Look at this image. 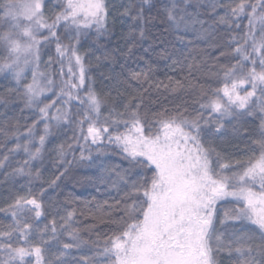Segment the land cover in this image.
Returning <instances> with one entry per match:
<instances>
[{"label": "snow or ice", "instance_id": "snow-or-ice-1", "mask_svg": "<svg viewBox=\"0 0 264 264\" xmlns=\"http://www.w3.org/2000/svg\"><path fill=\"white\" fill-rule=\"evenodd\" d=\"M181 3L185 0L164 3L167 19L185 26L200 23L186 10L179 15ZM120 7L123 11L119 15L133 21L132 27L143 39L153 19L146 11L150 13L156 4L153 0H139ZM188 7L193 5L185 4V9ZM210 7L214 13L223 7L225 15L218 17L217 24L240 28L239 22L247 20V30L241 29L243 35L230 37V45H235L231 52L220 53L221 57L231 56L236 63L217 65V71L205 77L217 85L215 88L209 86L205 93L203 85L188 77H169L166 84L151 81V67L128 74L125 81L112 78L116 80L113 90L122 99L120 88L128 91L129 82L143 81L150 88L162 87L171 92L200 90V98L194 97L198 108L191 118L186 115L187 108L180 107L173 110L174 115L156 113L151 118L144 111L147 89L128 99L122 105L123 112L108 109L106 116L102 115L104 97L91 88L83 96L80 94L86 78L83 57L78 52L80 37L91 27H95L98 37L108 30V6L104 0H0V74L10 76L15 85L5 92L14 96L22 90L25 107L36 116L23 131L18 123L0 122V144L15 141L14 147L0 154V168L8 165L11 156L22 152L27 159L18 162L19 166L8 175L24 177L29 184L38 180L40 172L33 171L32 164L42 162L46 141L54 138L53 130L62 126L74 125L79 132L73 139L77 145L83 141L82 160L85 150L91 160L93 147L102 153L106 146H118L130 168L117 171L113 167L111 171L128 191L123 198V215L110 217V224L118 231L103 242L105 246L97 253L105 259L111 257L112 264H216L214 253L223 247L217 224L225 221H247L258 232V237L244 234L237 241L241 246L235 252L242 257L237 264H264V0H232L227 5L213 3ZM61 31L68 37L67 44L61 40ZM52 43L59 59L57 62L49 57L46 69L53 64L57 67L42 72L41 48ZM188 67L191 76L194 66ZM26 69H32L31 81L22 83ZM44 99L49 102L44 103ZM249 118L258 119L254 132L243 127V121ZM225 123L233 124L237 134L249 136V143L259 154L254 152L245 161H233L215 147H205L202 135L221 133ZM39 124L43 125V134L37 133ZM121 127L124 132L119 131ZM66 147L70 150L72 146L61 144L56 150L65 163ZM134 168L140 170L135 179L128 175ZM42 194L41 191L39 195ZM229 198L238 206L220 219L216 205ZM115 207H121V201ZM0 212L11 220L7 224L0 221V264H31L33 259L36 264H70L69 252L87 243L70 230L74 211L61 217L72 243L60 242L55 219L41 227L45 205L31 190L12 194ZM49 234L51 242H46L43 237ZM37 236L40 239L34 242ZM52 242L57 254L45 259L47 248L40 245L50 247ZM227 247L231 250L233 245ZM71 264L96 261L73 257Z\"/></svg>", "mask_w": 264, "mask_h": 264}, {"label": "trees", "instance_id": "trees-1", "mask_svg": "<svg viewBox=\"0 0 264 264\" xmlns=\"http://www.w3.org/2000/svg\"><path fill=\"white\" fill-rule=\"evenodd\" d=\"M130 2L136 4L139 0H107L108 30L101 33L99 37L95 27H91L81 34L78 52L83 57L86 69L85 84L81 90V96L91 88L98 95L104 97L106 107L102 108V115L106 116L108 109L123 112L122 105L127 103L128 99H131L137 92H144L147 89V92L144 93V111L151 118H154L156 113L174 115L173 110L177 107L187 108L186 115L191 118L198 108V104H194V97L200 98V90L193 92L189 89L188 91L171 92L162 87L159 89L150 88L149 84L143 81L129 82L131 86L128 91L120 88L124 97L122 99L113 90L116 87V80L112 78L118 77L121 81H125L128 74L151 67V81H163L166 84L169 77L174 80L188 77L203 85V91L207 93L209 86L213 88L217 86L215 83H211L210 79L205 78L207 74L215 73L217 65L236 63V60L231 56L221 57L220 53L222 51L231 52V48L235 45H230V37L239 38L243 35L241 29L247 30V20L239 22L240 28L216 23L218 17L225 15V12L223 7H218L214 13L210 5L219 3L223 6L231 3L232 0H185V3L179 5L181 8L179 15H184V10H186L200 21V23L185 26L172 23L165 16L163 5L168 0H153L156 7L150 13L146 11V15L153 19L146 29L145 37L141 39L138 30L132 27L134 22L119 15L123 11L120 5H127ZM185 4H192L193 7L185 9ZM132 14L135 15V12L133 11ZM60 36L63 43L69 42L63 31L60 32ZM49 57L58 62L59 58L54 43L41 48L42 60H40L39 69L42 72L52 71L57 67V64H53L51 69H46ZM177 60L180 63L174 64L173 61ZM188 65L194 66L191 76H189ZM27 82L23 81L22 83ZM56 83H59V78L56 79ZM13 87L15 85L11 82V77L4 78L3 74H0V122L11 125L18 123L20 130L23 131L24 126L31 124L36 116L34 111L25 107L22 101V90L14 96L5 92L6 88ZM55 91L58 92L59 88H56ZM51 98L55 99V97ZM48 102V99H44V103ZM201 102L204 101L201 100ZM57 106L59 107V105ZM75 107L74 105L73 108L75 109ZM166 109L167 113H165ZM235 123L234 121L233 124ZM233 124L225 123V129L219 134L202 135L205 147L211 145L218 151L229 155L233 161H245L254 152L258 155V151L249 143L250 137L237 134L233 130ZM257 124L258 119L249 118L243 121V127L247 128L249 132H254ZM155 127L156 125L153 124V129ZM42 129L43 125L39 124L37 133L43 134ZM53 131L54 138L50 137L46 141L42 162L34 161L32 164L33 171L38 169L40 172L38 180H33L29 184L24 177L8 175L19 166L18 162L27 159L22 152L11 156L8 165L0 168V208L10 202L12 194H27L28 190H31L32 194L37 195V199L45 205V215L40 219L41 227L55 219L57 235L62 244L72 243V239L68 235V230L63 228L61 217H65L67 212L74 211L75 215L70 221V230H74L79 238L87 243L80 249H73L69 252L67 259L70 264L73 257L78 259L89 257L93 258L96 264H112L111 257L105 259L103 255L97 253L105 246L103 242L118 231L109 221L110 217L115 219L123 215V198L128 189L118 181L111 169L113 167L117 171L128 169L130 164L121 155L116 145L104 147L102 153H98L93 147L91 160L87 159L89 153L85 150V159L82 160L80 159V147L83 145V141H80L79 145L75 143L73 137L79 135L75 126H62ZM119 131L124 132L125 129L121 127ZM14 144L15 141H4L3 144H0V154L5 153L7 148L14 147ZM61 144L72 146L70 150L67 147L65 149L67 163L58 156L56 151ZM139 171V168H134L128 175L135 179ZM147 174L151 175L150 172ZM51 181H55V183L51 184ZM41 191L43 194L39 195ZM117 201H121V207H115ZM127 202L131 203V200ZM237 206L233 200L219 202L216 205L217 216L224 219V213L231 214ZM0 221L5 224L11 222L8 215L3 212H0ZM217 232L221 236L223 247L214 253L216 264H237V260L242 258L235 252V248L241 246L237 243L239 238L244 234L258 237V232L247 221L243 224L225 221L223 225L217 224ZM39 239V236L35 237L34 242ZM43 239L46 242H51V235H46ZM95 241H100V243L97 244ZM229 244L233 245L231 250L227 247ZM40 246L42 249L47 248L45 259L57 254L58 250L54 242L50 247ZM213 247L215 248L216 245L214 244ZM31 264H36L35 259L31 261Z\"/></svg>", "mask_w": 264, "mask_h": 264}, {"label": "rangeland", "instance_id": "rangeland-1", "mask_svg": "<svg viewBox=\"0 0 264 264\" xmlns=\"http://www.w3.org/2000/svg\"><path fill=\"white\" fill-rule=\"evenodd\" d=\"M104 2H105V4L107 3V0H104ZM40 60H42V58H41V52H40ZM40 71H41V69H39ZM31 71H32V69H26L25 70V75H24V78H23V81H28V82H30L31 81ZM22 81V82H23ZM55 90V89H54ZM241 94H243L242 92H241ZM50 95V94H49ZM256 192H259V188H256V189H254ZM228 200H232L231 198H229Z\"/></svg>", "mask_w": 264, "mask_h": 264}]
</instances>
